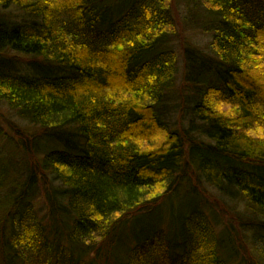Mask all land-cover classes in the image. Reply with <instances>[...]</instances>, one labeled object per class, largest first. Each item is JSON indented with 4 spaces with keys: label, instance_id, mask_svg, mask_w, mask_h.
I'll use <instances>...</instances> for the list:
<instances>
[{
    "label": "trees",
    "instance_id": "trees-1",
    "mask_svg": "<svg viewBox=\"0 0 264 264\" xmlns=\"http://www.w3.org/2000/svg\"><path fill=\"white\" fill-rule=\"evenodd\" d=\"M0 102V264H264V0H0Z\"/></svg>",
    "mask_w": 264,
    "mask_h": 264
},
{
    "label": "rangeland",
    "instance_id": "rangeland-1",
    "mask_svg": "<svg viewBox=\"0 0 264 264\" xmlns=\"http://www.w3.org/2000/svg\"><path fill=\"white\" fill-rule=\"evenodd\" d=\"M3 13L5 14V16H8V18L10 16L15 17L16 20H20L23 16V13L21 11L18 10L17 7H10L9 10H5L3 11ZM10 15V16H9ZM181 19H183V16L181 17ZM181 19L179 20V22L182 25V38H185L187 40V42H194V43H198V44H207L211 41V36L208 34H201V33H197L191 31L186 25H184V23L181 21ZM178 43V42H177ZM178 45V44H177ZM29 124L27 123V121L22 120L17 112H13L12 110L9 109V107H7L4 103L0 102V130L3 131L5 134H7V136H12L13 138H18L20 140V142H22V138L23 135H25V131L28 130L27 125ZM5 136V135H2ZM1 144V142H0ZM7 147H4V149H6L11 156H15L14 160L19 162V160H22L21 158L24 159L23 155H17L16 151L11 152L12 149H15L14 145H10V144H6ZM3 151V149H2ZM207 189H212L211 187H207ZM217 194V192H215ZM212 194H213V189H212ZM207 197L209 198V200H212L214 202V204L216 203V205L218 206L219 210H222V215H221V220L224 221L225 223H228V221H226L229 218H234L237 217L240 218L242 215V212L244 211V209H242L243 202H241L240 200L237 201H233L232 205H231V209L228 207V205L226 204V202L224 201H218L216 200V198L213 195L212 197H209L207 195ZM240 224V222H239ZM239 224H236L235 226L238 227ZM246 239H247V244L248 247H250V249L252 250L253 248V252H258V250L261 252L262 247L261 245L258 246V248H256V245H253V241L252 238L250 237V234H245ZM244 236V238H245ZM243 240V238H241ZM241 240V241H242ZM241 241H237L238 245L241 244ZM252 252V251H251ZM249 254V253H247ZM251 256H253L250 253ZM255 257L253 256L252 259H254Z\"/></svg>",
    "mask_w": 264,
    "mask_h": 264
}]
</instances>
